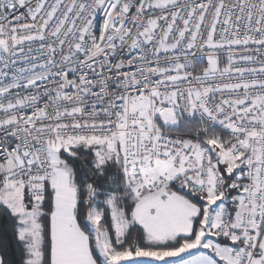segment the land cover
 <instances>
[{"label":"snow or ice","instance_id":"6c2138e0","mask_svg":"<svg viewBox=\"0 0 264 264\" xmlns=\"http://www.w3.org/2000/svg\"><path fill=\"white\" fill-rule=\"evenodd\" d=\"M0 264H264V0H0Z\"/></svg>","mask_w":264,"mask_h":264}]
</instances>
